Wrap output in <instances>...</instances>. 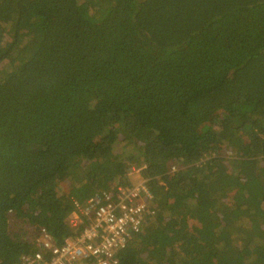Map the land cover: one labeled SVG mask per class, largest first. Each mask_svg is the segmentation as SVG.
<instances>
[{
  "label": "trees",
  "instance_id": "1",
  "mask_svg": "<svg viewBox=\"0 0 264 264\" xmlns=\"http://www.w3.org/2000/svg\"><path fill=\"white\" fill-rule=\"evenodd\" d=\"M134 173L121 264H264V0H0V264Z\"/></svg>",
  "mask_w": 264,
  "mask_h": 264
},
{
  "label": "built area",
  "instance_id": "2",
  "mask_svg": "<svg viewBox=\"0 0 264 264\" xmlns=\"http://www.w3.org/2000/svg\"><path fill=\"white\" fill-rule=\"evenodd\" d=\"M119 189L131 200L125 201L112 188L71 196L73 207L67 222L74 228L81 226V232L61 240L45 228H32L37 243L47 252L25 255L23 264H121V251L146 227L147 217L155 211L145 198L137 199L140 191H147L143 180Z\"/></svg>",
  "mask_w": 264,
  "mask_h": 264
},
{
  "label": "rangeland",
  "instance_id": "3",
  "mask_svg": "<svg viewBox=\"0 0 264 264\" xmlns=\"http://www.w3.org/2000/svg\"><path fill=\"white\" fill-rule=\"evenodd\" d=\"M200 132V131H199ZM134 177H136V179H139L140 178V175L138 174V175H136V176H134ZM89 183V182H88ZM69 188H71V186H69ZM90 188H91V186L90 185H88L87 186V188H86V190H90ZM68 191H69V189H68ZM90 191H92V190H90ZM90 191H87V192H90ZM166 212V210H164V212L163 211H160V214L159 215H162L161 216V218H163V214ZM159 213V212H158ZM19 224V223H18Z\"/></svg>",
  "mask_w": 264,
  "mask_h": 264
},
{
  "label": "clouds",
  "instance_id": "4",
  "mask_svg": "<svg viewBox=\"0 0 264 264\" xmlns=\"http://www.w3.org/2000/svg\"><path fill=\"white\" fill-rule=\"evenodd\" d=\"M139 173H134L132 176H133V181H134V183H137L140 179H141V175H140V178L139 179H136V177H134V176H136V175H138ZM92 192V191H91Z\"/></svg>",
  "mask_w": 264,
  "mask_h": 264
}]
</instances>
